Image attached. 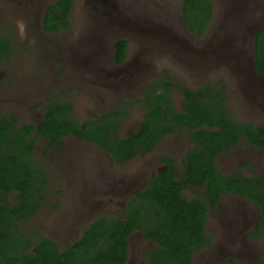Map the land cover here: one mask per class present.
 <instances>
[{"label": "rangeland", "instance_id": "1", "mask_svg": "<svg viewBox=\"0 0 264 264\" xmlns=\"http://www.w3.org/2000/svg\"><path fill=\"white\" fill-rule=\"evenodd\" d=\"M55 1L0 0V30L12 48L10 60L0 65V112H14L19 124L39 122L52 93L73 105L77 121L96 118L123 102L140 100L146 85L163 72L170 81L193 90L204 82L222 87L235 120L264 124V74L252 71L251 38L252 28L264 25V0H210L214 15L203 37L184 28L182 0H75L70 27L47 33L42 31L43 13ZM232 36H237V47L231 44ZM118 40L128 42L120 65L113 62ZM172 96L176 107L183 109L182 95L174 90ZM139 108L135 105L125 117L121 136L137 132L143 116ZM46 146L36 137L35 158L47 174L45 199L18 228L63 249L95 219L121 218L129 197L148 185L162 167V158H172L182 171L181 160L191 144L185 134L176 133L153 152L121 165L85 141L67 138L61 148L44 155ZM217 167L223 174L240 167L247 176L264 171L261 151L243 140L218 156ZM202 193L187 189L183 196L191 199ZM259 216L260 209L252 202L223 197L207 215L210 243L193 255L192 264L230 259L264 264V236L252 237ZM128 244L126 264H146V254L155 248L139 232Z\"/></svg>", "mask_w": 264, "mask_h": 264}, {"label": "trees", "instance_id": "2", "mask_svg": "<svg viewBox=\"0 0 264 264\" xmlns=\"http://www.w3.org/2000/svg\"><path fill=\"white\" fill-rule=\"evenodd\" d=\"M74 4L75 0H56L48 5L42 31L68 29ZM180 12L189 33L197 37L207 34L214 15L210 0H182ZM234 37L231 44L237 47ZM253 48V69L263 74L264 27L257 30ZM113 49V62L121 64L128 42L118 40ZM11 56V40L0 30V65ZM174 90L183 97V109L171 98ZM135 105L143 112L142 121L135 134L123 137V122ZM73 111V105L61 94L52 93L36 124H19L14 112H0V264H126L128 238L134 232L156 246L146 254V264H192L193 253L210 243L205 232L208 211L215 210L225 194L259 207L252 237L264 236V171L251 176L240 171L222 176L215 165L220 153L241 140L261 151L264 164V124L235 120L226 107L222 87L215 89L205 82L192 90L170 81L163 72L161 78L146 85L144 98L138 101L123 102L114 111L81 122L73 117ZM179 132L186 133L192 144L183 155V171L178 172L172 159L162 158L164 169L130 197L121 218L95 219L78 240L63 249L39 234L20 232L19 224L41 208L46 196L47 174L35 158L36 137L47 142L44 155L51 148H61L64 139L75 138L98 146L121 165L152 152L163 138ZM190 187L204 192L187 199L183 192ZM216 264L243 263L230 259Z\"/></svg>", "mask_w": 264, "mask_h": 264}, {"label": "flooded vegetation", "instance_id": "3", "mask_svg": "<svg viewBox=\"0 0 264 264\" xmlns=\"http://www.w3.org/2000/svg\"><path fill=\"white\" fill-rule=\"evenodd\" d=\"M123 62H124V61H123ZM123 62H122V63H123ZM122 63H121V64H122ZM116 65H120V64H116ZM252 71L255 72L254 69H253V65H252ZM255 73H256V72H255ZM258 74H259V73H258ZM263 74H264V73H263ZM204 83H205V82H204ZM204 83H203V84H204ZM200 86H201V85H200ZM200 86H199V87H200ZM189 89H190V88H189ZM144 90H145V89H144ZM192 90H193V89H192ZM61 98H62V96H61ZM142 98H144V92H143V96H142ZM142 98H141V99H142ZM171 98H173L172 94H171ZM173 102H174V101H173ZM174 104H175V103H174ZM141 121H142V119H141ZM141 121H140V123H141ZM242 122H247V121H242ZM37 123H38V122H37ZM140 123H139V125H140ZM249 123H251V122H249ZM30 124H36V123H30ZM252 124H253V123H252ZM253 125H259V124H253ZM121 130H122V129H121ZM137 131H138V130H137ZM179 133H183V134H185V135L187 136V134L184 133V132H179ZM172 135H175V134H172ZM129 136H131V135H129ZM169 136H170V135H169ZM166 137H167V136H166ZM66 139H67V138H66ZM72 139H75V138H72ZM163 139H164V138H163ZM163 139H162V140H163ZM187 139H188V137H187ZM64 140H65V139H64ZM64 140H63V141H64ZM76 140H78V139H76ZM162 140H161V141H162ZM161 141H159L158 144H159ZM188 141H189V140H188ZM158 144H157V146H158ZM190 144H191V143H190ZM237 145H238V144H237ZM237 145H235V146H237ZM157 146H156V147H157ZM191 146H192V144H191ZM191 146H190V147H191ZM235 146H233V147H235ZM156 147H155V149H156ZM233 147H231V148H233ZM231 148H229L228 150H226V151L220 153L219 155H221V154H223V153L229 151ZM51 149H53V148H51ZM51 149H50V150H51ZM155 149H154V150H155ZM154 150H153V151H154ZM187 150H188V149H187ZM153 151H152V152H153ZM219 155H218V156H219ZM218 156H217L216 159H215V165H216V168H217L218 172H219L222 176H227V175H230V174H232V173H234V172H237V171H240L243 175H245V174L241 171V167H242V166H241L238 170H236V171H234V172H232V173H230V174H223V173H221L220 170H219L218 167H217V158H218ZM166 158H170V157H166ZM170 159H172V158H170ZM172 160H173V159H172ZM130 161H131V160H130ZM130 161H128V162H130ZM181 161H182V160H181ZM173 162H174V160H173ZM161 164H162V163H161ZM181 165H182V163H181ZM174 166H175V162H174ZM175 167H176V166H175ZM163 169H164V165L162 164V167H160V168L157 170L156 173L162 171ZM176 169H177V168H176ZM177 170H178V169H177ZM182 171H183V167H182ZM182 171H179V170H178L179 173H181ZM156 173H155V174H156ZM261 173H262V172H261ZM155 174H154V175H155ZM257 174H260V173H257ZM245 176H247V175H245ZM250 176H251V175H250ZM151 179H152V178H151ZM151 179H150V180H151ZM149 182H150V181H149ZM144 188H145V187H144ZM144 188H143V189H144ZM195 188H196V189H201V188H198V187H190V188H188V189H195ZM185 190H187V189H185ZM201 190H202V192H204L203 189H201ZM138 192H139V191H138ZM136 193H137V192H136ZM136 193H134V194H136ZM183 193H184V192H183ZM134 194H132V195H134ZM183 195H184V194H183ZM199 195H201V194H199ZM196 196H198V195H196ZM225 196H235V195H232V194H225L223 197H225ZM130 197H131V196H130ZM130 197H129V199H130ZM223 197L220 198L219 202L222 200ZM236 197H239V196H236ZM239 198H241V199H245V198H242V197H239ZM245 200H247V199H245ZM219 202L217 203L216 208L218 207ZM124 207H125V206H124ZM216 208H215V209H216ZM209 211H214V210L209 209ZM209 211H208V212H209ZM22 223H23V222H22ZM205 227H206V225H205ZM205 232H206V230H205ZM206 234H207V233H206ZM131 236H132V235H131ZM131 236H130V237H131ZM130 237H129V238H130ZM129 238H128V240H129ZM152 243H153V242H152ZM207 246H208V245H207ZM207 246H206V247H207ZM155 247H156V246H155ZM203 249H204V248H203ZM201 250H202V249H201ZM149 251H150V250H149ZM149 251H148V252H149ZM199 251H200V250H199ZM197 252H198V251H197ZM195 253H196V252H195ZM195 253H193V255H194ZM193 255H192V257H193ZM192 257H191V258H192ZM232 260H233V259H232ZM221 263H222V262H221Z\"/></svg>", "mask_w": 264, "mask_h": 264}, {"label": "water", "instance_id": "4", "mask_svg": "<svg viewBox=\"0 0 264 264\" xmlns=\"http://www.w3.org/2000/svg\"><path fill=\"white\" fill-rule=\"evenodd\" d=\"M261 27H264V25H256L254 28H252L251 30V38H252V41L254 42V38H255V34L257 32V30ZM185 28V27H184ZM253 65V64H252Z\"/></svg>", "mask_w": 264, "mask_h": 264}]
</instances>
